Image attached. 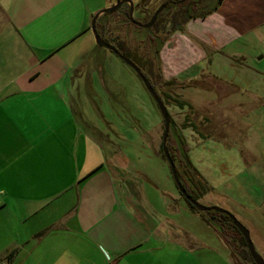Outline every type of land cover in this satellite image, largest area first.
<instances>
[{
	"label": "crops",
	"instance_id": "obj_1",
	"mask_svg": "<svg viewBox=\"0 0 264 264\" xmlns=\"http://www.w3.org/2000/svg\"><path fill=\"white\" fill-rule=\"evenodd\" d=\"M116 1L0 0V261L6 264H219L209 257L219 249L171 220L161 227L149 209L120 197L122 180L108 166L105 145L72 114L66 76L76 64V41H91L92 15ZM187 26L212 52L250 35L244 45L264 44V0H221ZM253 54L234 46L225 57L239 60L231 63L239 77L217 79L240 94L233 109H249L241 123L260 128L264 138V89L244 99L243 88L251 87L240 79L264 82V71L248 64ZM246 144L253 162L264 157V148ZM223 149L228 160L240 154L236 143Z\"/></svg>",
	"mask_w": 264,
	"mask_h": 264
},
{
	"label": "rangeland",
	"instance_id": "obj_2",
	"mask_svg": "<svg viewBox=\"0 0 264 264\" xmlns=\"http://www.w3.org/2000/svg\"><path fill=\"white\" fill-rule=\"evenodd\" d=\"M131 1L134 5L132 18L144 24L164 0H150L144 4L145 8L137 6L141 0ZM215 1L201 0L191 13L206 12ZM183 12L184 5L169 7L149 28L138 29L123 17L118 19L111 13L101 14L96 21H99L98 28L103 38L109 40L117 34L125 38L126 43L119 47L120 51L135 47L141 58H152L144 47L153 52L152 49L159 46V67L155 64L150 71L142 64L143 61L139 64L144 75L154 83L153 87L170 115L167 148L170 144L176 148L173 146L176 140L179 150H185L210 186L211 189L197 202L232 214L248 229L255 250L264 259V157H256L257 161L253 162V158L244 153L248 149L247 142L258 149L264 148L263 132L248 122L241 123L250 110L233 109L232 100L240 94L231 91L233 89L228 82L217 79L233 81L239 77L238 71L231 66L239 60L225 57L234 46L251 50L254 56L248 64L264 71V58L258 60L264 54V44L244 45L249 37L254 38L250 35L233 45L224 46L220 50L222 52H212L211 46L191 35L187 26L190 21L186 17L188 13L183 17ZM90 23L88 34L91 41L83 42L82 37L76 41V64L66 76V94L82 121L107 134L108 166L115 179L122 180L119 182L120 197L127 196L131 203L149 209L161 227L171 220L170 224L173 221L178 227H184L194 239L200 238L223 253H209L211 261L235 264L231 262L232 247L226 231L218 227L217 217L212 218L205 213L210 220L207 221L201 213L189 209L179 194L169 165L160 153L164 122L152 97L129 65L111 50L96 45ZM190 26L199 28V23ZM156 31L158 37L166 38L162 44L158 39L154 45L151 40L149 42V37ZM112 44L115 46L116 42L111 41ZM80 50H83L82 54H79ZM240 79L251 87L243 88L244 99L251 96V89H264L263 81L257 80L256 84L248 76ZM253 136L263 140L260 142ZM234 143L240 156L228 160L223 156V148ZM170 197L177 202L173 211L167 205ZM238 246L242 254L241 264H253L246 255L247 248L241 244ZM221 254L223 258L216 257ZM0 263L6 264L5 260Z\"/></svg>",
	"mask_w": 264,
	"mask_h": 264
},
{
	"label": "trees",
	"instance_id": "obj_3",
	"mask_svg": "<svg viewBox=\"0 0 264 264\" xmlns=\"http://www.w3.org/2000/svg\"><path fill=\"white\" fill-rule=\"evenodd\" d=\"M150 0H141L137 6H142L145 8L144 4L147 3ZM171 1H175V4L173 5V3H171ZM188 2V6H186L184 3L177 1V0H164L161 4H166L165 8L158 14L156 20H155V24L156 22L161 18L162 14L164 13V11L167 10V8L169 7H174L176 6H180V5H184V14L183 17H185V15L188 13V19H197V18H204L206 17L209 13H211L212 11H214L219 2L221 0H216L215 3H213L212 7H208L206 12L197 14V13H191L194 12L193 8H197L198 5L201 3V0H187ZM159 4V5H161ZM158 5V6H159ZM122 6H124V8L122 10H120L122 8ZM157 6V7H158ZM156 7V8H157ZM156 8L153 10L152 14L154 13V11L156 10ZM186 13V14H185ZM129 5L127 3H123L121 6H119L114 12L111 13V15H117L118 19H126L127 22H129V24H131V20L129 19ZM152 14L150 15V18L152 16ZM110 15V16H111ZM100 17V16H99ZM123 17V18H122ZM134 24V23H132ZM137 28L141 27V26H137L136 24H134ZM96 26V30L98 32V34L101 36V38L103 40H105L106 42H108L109 44H111L112 42H116L115 46L114 44H112V46H114L119 52H121L123 55H125L126 57H128L130 60H132L135 64H137V66L141 69V65L139 64V61H143L142 64L147 66L148 69L150 71H153V66H155V64L158 65L159 67V60L157 58V54H158V47L153 48V52L151 51L150 48L144 47L145 51H148L150 53V55L152 56V58H141L138 53H137V49L135 47L131 48L128 47V51H120L121 49L119 47H123V45L126 43L125 38L123 39L121 37L120 34L115 35V37H112L111 39H105L103 38V36L101 35V31L99 30V21L97 20L95 23ZM154 26V25H152ZM139 29V28H138ZM156 39H158V41H160L159 43H163V39L162 37H158L157 36V31L152 34L149 37V42L150 40L152 41V44L154 45L156 42ZM123 44V45H122ZM160 44V45H161ZM157 58V60H156ZM154 59V60H153ZM142 70V69H141ZM143 72V71H142ZM151 84L154 86V83L151 82ZM182 105V104H180ZM71 110H72V114L74 115L76 121L78 122L79 126L81 127V129L86 132L90 137L94 138L95 140L98 141V143L100 145H102V147L105 145L106 143V139L107 136L105 134H103L98 128L90 125V124H86L84 121L81 120V118L79 117V115L77 114V112L75 111L74 107L72 106V104H70ZM175 143V145H173L176 148H172L171 144L170 147L168 145V150L170 152V155L175 163V168L178 174V178L181 182V184L183 185V187L185 188L186 192L195 200H197L200 196L204 195L205 193H207V191L210 188V186L206 183V181L204 180V178H202L201 174L199 173V171L195 168V166L192 164L191 160L189 159L188 155L186 154L185 150L180 151L179 147H178V143L176 142V140L173 141ZM105 148V146H104ZM180 152H179V151ZM160 153L164 157L163 151H162V147L160 149ZM179 157V158H178ZM101 166L97 167L96 169H94L93 171H91L87 176H85L83 179H81L80 181L88 178L89 176L93 175ZM180 194V192H179ZM181 195V194H180ZM186 200V199H185ZM189 209H191L194 212L197 213H201L203 218H205L207 221H210L208 218L205 217V213L209 214L212 218L217 217V219L219 220V228L221 229V231H226V236L228 239V243H230V246L232 247V252H231V257H232V261L235 264H241V251L239 250V246L238 245H242L246 247L245 241L242 237V235L240 234V232L237 230V228L232 224L230 218L224 214V213H220L217 211H208V212H201L199 211L197 208H195L190 202H188L186 200ZM228 224V225H227ZM230 227V228H228ZM232 232V233H231ZM236 234V235H233ZM233 235V236H232ZM235 236L237 238H235ZM235 239L237 241H235ZM237 245V246H236ZM246 255L250 258V260L253 262V260L251 259L248 251L246 250ZM12 253L8 254L7 258L11 257ZM244 256V255H243ZM254 264V262H253Z\"/></svg>",
	"mask_w": 264,
	"mask_h": 264
},
{
	"label": "water",
	"instance_id": "obj_4",
	"mask_svg": "<svg viewBox=\"0 0 264 264\" xmlns=\"http://www.w3.org/2000/svg\"><path fill=\"white\" fill-rule=\"evenodd\" d=\"M123 3H127L129 5V19L131 20L132 23L136 24L137 26H141L143 28H149L151 27L158 14L165 8L166 4H161L152 14L150 20L147 23H140L137 22L136 20H134L132 18V11H133V3L131 0H117L114 4L98 11L97 13H95L92 17L91 23H90V30L93 33L94 36V41L96 43L97 46L99 47H105L109 50H111L112 52H114L115 54H117L127 65H129L138 75V77L140 78V80L142 81L143 85L145 86L146 90L148 91V93L150 94V96L152 97L153 101L155 102L157 108L159 109L161 116L163 118V122H164V130H163V134H162V151L164 154V157L169 165V169L171 172V175L173 177V180L177 186L178 191L180 192L181 196L186 199L188 202H190L195 208H197L199 211L201 212H208V211H217L220 213H224L226 214L232 224L237 228V230L240 232V234L242 235L245 244H246V248L247 251L251 257V259L253 260L254 264H264V259L260 256V254L255 250L254 245L251 241L248 229L242 224L240 223L232 214H230L229 212H227L226 210L222 209V208H218L215 206H203L201 204H199L197 202V200H195L194 198H192L185 190V188L183 187V185L181 184L179 178H178V174L175 168V163L170 155V152L167 148L166 145V139L168 136V132H169V128H170V124H171V118L170 115L168 113V110L166 109L161 97L158 95V93L156 92L155 88L153 87V85L151 84V82L148 80V78L144 75V73L142 72V70L137 66V64H135L132 60H130L128 57H126L125 55H123L121 52H119L114 46H112L111 44H109L108 42H106L105 40H103L101 38V36L98 34L97 30H96V19L103 13H112L114 12L119 6H121ZM0 264H4V263H0Z\"/></svg>",
	"mask_w": 264,
	"mask_h": 264
},
{
	"label": "flooded vegetation",
	"instance_id": "obj_5",
	"mask_svg": "<svg viewBox=\"0 0 264 264\" xmlns=\"http://www.w3.org/2000/svg\"><path fill=\"white\" fill-rule=\"evenodd\" d=\"M177 1H180V2L184 3L186 6H188L187 0H177ZM171 3H173V5H174L175 1H171Z\"/></svg>",
	"mask_w": 264,
	"mask_h": 264
}]
</instances>
